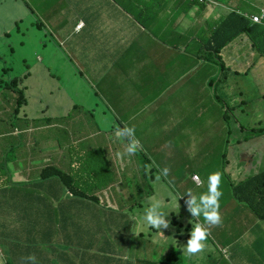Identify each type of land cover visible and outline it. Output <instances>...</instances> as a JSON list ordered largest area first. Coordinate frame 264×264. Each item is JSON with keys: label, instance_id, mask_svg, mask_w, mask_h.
<instances>
[{"label": "rangeland", "instance_id": "374dc122", "mask_svg": "<svg viewBox=\"0 0 264 264\" xmlns=\"http://www.w3.org/2000/svg\"><path fill=\"white\" fill-rule=\"evenodd\" d=\"M261 9L256 14L260 13ZM14 34L15 31L11 37ZM152 34L154 39L149 53L154 56L158 51V45L155 42L156 31L152 30ZM45 36L50 37V34ZM244 38L245 42L249 40L247 37ZM27 39H33L32 31L26 38V44L22 48L17 47V52L13 55L8 53L5 48L0 47V56H4L6 60L5 67L12 69L3 77L0 76V106L2 107L0 120L4 122L3 127L15 124L26 128H39L34 132L21 134L20 137L14 134V128H10L8 136H0V168L4 164H9V168L11 165H15V163L10 164L9 160L16 158L27 139L33 138L34 143L38 142L37 145L31 147L36 153L33 160L31 183H26L28 181L17 182L16 179L11 180L10 178L3 184L0 183V201L3 203V206H0V211H9L6 215L0 212V264H31L30 261L22 259L31 254L35 255L36 264H63L62 258H66L69 254L68 251L64 252L63 247H60L62 254L56 255L55 260H50V250L53 246L51 243L60 241L58 236L62 231L61 224L64 218L62 206L69 205L71 197L68 194L61 195L60 192L53 196L61 186L59 179L45 182L40 179L41 168H44L47 165L46 162L53 157L52 155L48 160L45 159V148H47L45 142L50 139L49 149L54 152L57 137L63 141L61 152L65 151V160L60 167L61 170L68 171L70 162L74 159L81 156L87 158L84 151L87 149L89 153L95 155L99 166L110 171L104 175L105 183L101 179L95 182L92 177L95 190L102 185L107 187L112 183H119L117 185L119 189L115 188L107 193L96 194L104 208L108 210L101 214L100 224L91 225L88 233L84 230V238L88 234L90 239L88 246L81 243L83 226L81 224L72 225L73 259L75 262L73 264H203L207 262L209 251L218 240V227L210 229L209 238L212 242L207 241L208 247L202 253L191 257L183 251V246L187 242L178 239V236L175 238L174 235L176 229L183 231L189 224L192 228V225L197 222L204 223L202 216L197 220L187 211L186 200L188 197L185 194L189 190L197 196L205 193L209 174L220 172L222 174L220 191L223 194V201L229 198L231 195L230 182L236 184L252 174L251 170L240 167L236 162V157L242 150L251 151L256 158L260 159L264 168V136L251 135L248 132L245 141L237 145L244 134L241 135L239 126H235L233 115L235 102L227 100L232 98L240 103L241 79L230 78L226 83H217L214 78L207 77V80H211V84H208V81H203L199 86L185 92L183 97L173 94L171 96L160 95L156 89V100L153 97L152 87H149L147 92L144 91L136 102L135 105L138 109L133 108L132 115L125 117L120 115L115 102L78 100L76 103L80 107L73 113L79 115L80 124L77 127L78 133L72 132L71 134L69 130L72 129L73 123H77V118L74 121H67L66 127L63 123L55 121L51 125H47L45 117L53 116L54 111H62L56 106H59L63 101L59 99V95L49 96L47 89L42 90V71L34 72L35 56L32 52V42ZM89 46L91 47V45ZM41 53L47 55L43 50ZM216 63L219 65L218 60ZM194 66H200V63L194 61L188 65V69ZM1 68H3V64L0 61V70ZM168 71V79L177 74L175 70ZM27 73H30L31 77L24 79ZM17 77L20 78L19 87L25 90L29 102V108L26 111L27 119L30 120L29 125L22 124L25 118L23 111H21L19 119L14 118L13 109L15 108L16 95L5 85ZM139 79L145 78L138 77ZM245 97L248 98L246 110L249 115L241 114L239 111L238 116L251 121V130L264 128V98H260L259 101L254 100L259 97L256 92H249ZM108 103L112 109H108ZM123 103L118 102V104ZM143 104L146 106L145 114H143ZM46 105L55 108L49 110L44 116L42 111L46 109ZM171 108L177 110L176 119L179 124L174 128L168 140V153L160 157L161 165L156 162L155 157H151L152 162H148L146 158H149L150 155L145 154L142 148L131 163L117 156L119 150L127 145L126 141L116 139L117 128H122L125 125L134 127L136 138L140 144L147 145L157 135V131L147 132L150 122L158 123V128L164 131V134L172 125H176L168 122V113ZM224 110L232 125H227L224 122ZM68 113H72V110ZM34 116L42 119L40 123L31 119ZM114 116L117 121H113ZM53 118L55 120L61 117L53 116ZM89 119L93 128L111 132L102 135L91 133ZM108 121H113V124L111 125ZM239 123L246 125L241 120ZM163 133L160 135L162 136ZM217 137L219 146L215 144ZM69 139L74 141L75 145L70 146L67 142ZM211 141L214 143L209 144ZM97 150L99 153H96ZM107 159H110L111 163H108ZM164 168L169 169L167 177L162 174L161 170ZM75 171L73 170L71 173L74 174ZM194 174L199 176L202 182L201 186H197L193 181ZM158 175L160 176L159 180H157ZM88 177L89 174L85 175V179H82V176H75V186L86 192L89 191L93 196L95 190L92 191L91 187H88L90 184ZM0 178L5 179L1 176V171ZM41 183H43L42 187ZM138 186H141V189L137 191ZM64 190L69 191V188L64 187ZM15 193L19 194L15 197ZM38 194L52 203L53 214H55L54 221H49L46 214L42 213H36L32 217V214L22 211L21 203L15 200L23 196H38ZM152 196H158L165 201L168 207L164 211L169 213L166 219L171 221L169 228L161 229L165 237L158 244L153 243V236L157 230H139L134 226L135 221L133 220V218L138 220L142 212L141 206L144 207L146 203H149ZM173 196L177 197V200H173ZM122 200L126 201L123 203ZM109 206H115L116 209ZM221 216L223 219V212ZM173 220L176 224L172 223ZM35 228L38 230L37 236L34 238L32 246L28 247L26 239L31 238V231ZM121 235H124V242ZM53 237L55 240L51 241ZM14 248H20L21 252L14 255Z\"/></svg>", "mask_w": 264, "mask_h": 264}, {"label": "crops", "instance_id": "0c3cea01", "mask_svg": "<svg viewBox=\"0 0 264 264\" xmlns=\"http://www.w3.org/2000/svg\"><path fill=\"white\" fill-rule=\"evenodd\" d=\"M261 8H264V0H0V47L13 55L17 52V47L22 48L26 44V38L32 31L33 39L27 41L32 42L34 72L42 71V90L47 89L49 96L59 95V99L63 101L56 106L62 111H54L53 114L55 117L64 118L57 123H63L66 127L67 121L77 118V123H73L72 129L69 130L71 134L78 133L77 127L80 124L79 115L73 113L80 107L76 103L78 100L115 102L120 115L125 117L132 115L133 108L138 109L135 104L149 87H152L156 100V89L160 95L173 94L183 97L185 92L199 86L203 81L211 84L207 77L214 78L217 83H226L230 78L241 79L240 103L232 98L227 100L235 102V126H239L241 135L244 134L237 142L238 145L245 141L246 130L251 127V121L238 116L239 111L249 115L246 110L248 98L245 96L249 92H256L259 97L254 100L264 98V54L254 48L247 35L242 34L223 49L222 68L216 61L211 60L209 44L213 31L229 14L236 12L249 16ZM80 22L84 23V27L78 30L77 25ZM152 30L156 31L155 42L158 45L154 56L149 53L154 39ZM14 31L15 34L11 37ZM46 34H50V37L45 36ZM244 37L249 40L245 42ZM262 45L264 48V41ZM42 50L47 55H42ZM0 60L5 67V57L0 56ZM194 61L199 62L200 66L188 69V65ZM168 70H175L177 74L168 79ZM209 70L213 71L208 72ZM30 77L29 73L28 78ZM138 77L145 79L138 80ZM107 107L112 109L109 103ZM28 108L27 100L21 108L25 117L22 122L24 125H29L30 121L26 114ZM54 108L46 105L42 115L45 116ZM145 108L143 104V114ZM71 110L72 113L69 114ZM176 113V109H170L168 122L176 125H172L165 134L158 128V123L150 122L147 132L157 131V135L145 147L146 154L150 155L146 158L148 162H152L151 157H155L156 162L161 165L160 157L168 153V140L179 124ZM156 114L160 115L158 112ZM53 116L45 117V120H54ZM37 117L31 119L40 123L42 119ZM224 118L223 112V120L226 123ZM239 120L246 125L239 123ZM113 121H117L115 116ZM113 121L108 123L112 125ZM226 124L232 125L229 121ZM3 125L4 122L0 120V136H8L10 128H14V134L19 137L39 129L15 124L10 127ZM89 126L91 133L102 135L111 132L93 128L90 119ZM212 143L214 141L209 142ZM37 144L33 138L27 139L24 147L11 161L10 164L15 163L14 166L11 165L14 172L11 180L30 182L36 156L31 147ZM45 144V159L48 160L53 155L47 163L52 160L55 164L61 162L58 156L61 147L57 150L55 146L53 152L49 149L50 139H47ZM215 144L219 146L218 137ZM110 145L111 140L109 147ZM125 149L126 145L118 153H125ZM238 155L242 156V161L252 173L264 169L260 159L251 151L242 150ZM134 156L136 154H124L120 158L131 163ZM42 170L43 168L41 172ZM8 179L0 178V183L3 184ZM118 184L112 183L107 187L102 185L97 188L95 195L119 189ZM20 199L23 200L24 197ZM125 201L122 200L123 203ZM0 206H3L1 201ZM109 207L116 209L115 206ZM221 209L223 219L217 230L218 240L210 249L207 262L203 264H264V221L259 219L248 205L234 200H229ZM107 210L103 205L94 208L98 224L101 214ZM43 211L48 212V209ZM65 223L61 224L62 231L58 236L60 241L51 243L53 246L50 250V260H55L56 255H61L60 247H63L64 252L68 251L69 254L62 258V262L71 264L74 261V238L72 227L63 226ZM190 227L189 224L186 229L189 230ZM33 230L38 231L36 228ZM86 231L88 233L90 227H87ZM35 237L27 238L26 244L31 243L32 246ZM54 240L55 237L51 238V241ZM182 240H185V237ZM89 241L88 234L84 238L83 228L81 243L88 246ZM222 249L227 250V257L222 253ZM13 251L14 255L21 252L20 248H14Z\"/></svg>", "mask_w": 264, "mask_h": 264}, {"label": "trees", "instance_id": "16d2710c", "mask_svg": "<svg viewBox=\"0 0 264 264\" xmlns=\"http://www.w3.org/2000/svg\"><path fill=\"white\" fill-rule=\"evenodd\" d=\"M242 34L247 35L251 39L254 47L258 49L260 52L264 53V48L262 45L264 41V27L260 25L252 24L248 16H244L239 13L233 12L229 14L224 20H222L213 31L209 44L211 59L218 60L220 63L219 66L223 68L224 65L222 63V58H221L222 50ZM11 70L12 69L9 67L1 68L0 76L3 77L6 73L10 72ZM28 77H29V73H27L24 76V79H27ZM19 83H20L19 77L13 79L9 83L8 82L5 83L6 87L16 95V101H15L16 106L13 113L15 119H19L18 114L20 113L21 108L27 103L25 91L19 87ZM63 119L64 118L53 120L51 118H48L46 121L47 123H52L54 121L60 122ZM224 119L226 122H228L227 116H225ZM248 132L251 135L264 136V128L252 129V130L248 128L245 134H247ZM56 139H57L56 147L58 149L59 147L63 146L62 145L63 141L58 139V137ZM67 142L69 143L70 146L75 145V142L72 141L71 139L67 140ZM147 145L140 144V148L144 149L145 154H146L145 147ZM142 149L141 152L142 155L144 156V152ZM84 151H85V155H87L86 156L87 158L81 156L76 160L75 159L72 160L70 162L68 171H63L60 169V167L63 165V162L65 160V151L64 152L62 151L60 154H58L61 162H57V164H55L54 160H52V162L49 163L46 162L47 165L43 168L40 175V179L42 182L50 181L51 179H55V180L59 179L61 182V186L59 188V191H56L53 194V196H55L58 192H60L61 195L68 194L71 197L70 204L62 206V209L64 211V218L62 222H66L65 224H63V226L72 227V225L78 226L79 224H81L84 230H86L87 227L91 228V225L93 226L98 225L94 214V208L102 204L95 194L92 196L90 195L89 191L86 192L83 189L77 188L75 186V176L77 175L82 176V179H85V175L89 174L88 180L90 184L88 187H91L93 191L95 190L94 187L95 185L93 183L92 177L94 178L95 182H98L101 179V181L105 183L104 175L109 173L110 171L107 170L105 167L99 166L98 161L96 160L95 155L93 153H89L87 149ZM96 153H99V150H97ZM241 157L242 156L240 155L236 157V159H238L236 160L237 164L240 167L249 170L246 167L245 162L242 161ZM132 158L133 160H135L134 157ZM9 161L11 163V161L13 160L10 159ZM107 161L108 163H111L110 159H107ZM73 170H76L74 174L71 173ZM0 171H1V176L5 178H10L14 175L13 169L9 168V164H4L0 168ZM26 183H31V182H26ZM40 186L42 187L43 183H41ZM64 187H68L69 191L64 190ZM140 189L141 186H138L137 191ZM229 189L231 191L230 197L226 198L223 201V197H222L223 194H222L220 198V209H219L220 214L222 213L221 205L223 207V205L227 204L228 200H234L237 203L239 202L246 203L258 216V218L264 221V169L257 171L256 173H254L253 171L251 175H249L244 180L239 181L236 184L230 182ZM18 194L19 193H15L14 196L16 197ZM23 197H24L23 200H21L20 198L18 199L14 198L16 201L21 203L20 208L22 211L32 214V217L36 213L46 214V217L49 221H54L55 214H53L52 203L49 202V200L42 197L40 194H38V196H23ZM42 205L44 206L43 209H42ZM148 206L149 203H146L144 207L141 206L142 212L140 213L139 218L144 214ZM45 208L48 209V212L43 211ZM8 213L9 211L7 210V212H4L3 215H6ZM172 223L176 224L174 223V220L172 221ZM176 232L177 233L174 234L175 238H177V236L180 234L178 236V239H183L182 236L183 231L176 229ZM30 236L31 237L37 236V231L32 230ZM121 238L124 242L125 241L124 235H121ZM208 242L210 243L212 242V240L209 237H208ZM30 246L31 243L28 244V247ZM73 263L75 262L72 261L71 264Z\"/></svg>", "mask_w": 264, "mask_h": 264}, {"label": "clouds", "instance_id": "9594fccd", "mask_svg": "<svg viewBox=\"0 0 264 264\" xmlns=\"http://www.w3.org/2000/svg\"><path fill=\"white\" fill-rule=\"evenodd\" d=\"M262 9H264V8H262ZM261 12L262 11H260V13ZM260 13H258V14H260ZM258 14H256V13L251 14L248 16V18L251 21L250 17L252 15H258ZM251 23L256 24V23H253L252 21H251ZM256 25H259V24H256ZM260 26H262V25H260ZM262 27H264V26H262ZM211 60L216 61L215 59H211ZM219 65H220V63H219ZM224 114H225V116H227L225 113V110H224ZM233 115L235 117V112ZM227 119H228V117H227ZM235 120H236V118H235ZM115 137H116V139H118L120 141H125V140L127 141L125 153H117L118 157H122L124 154H127L128 156H132L140 150V142L136 138L134 127H129V126L125 125L122 128H117L115 131ZM161 171H162L163 176H165V177L168 176V174H169L168 168H164ZM159 179H160V176L158 175L157 180H159ZM193 181L196 182L197 186L202 185V182H201L199 176H197V175L193 176ZM221 183H222V174L220 172H214V173L209 174V176H208L207 191L205 193H202V194L197 196L191 190H189L185 194L188 197V199L186 200L187 211L191 214V216L193 218H197V220H198V218H200L202 216L203 220H204L203 224L197 222L194 225H192V228L190 227L189 230H187L186 228L183 230L182 234L184 235V233H185V236H183V238L185 237L186 239L184 241L187 242V244L183 246V251L189 257L195 256L199 253H202L208 247L207 241H208V237L210 235V229L212 227H219L222 224V216H221L220 211H219V209H220V198L222 196V192L220 191ZM172 198H173V200H177V197H175V196H173ZM244 204H246V203H244ZM177 206L179 207V204H177ZM166 207H168V205L165 203V201L162 198H159L158 196H152L149 200V206L146 208L144 214L138 220L136 218H133V220L135 221L134 226L137 229H139V230H144V229H155V230H157L153 236V243H157V244L161 243L162 238L165 237V235L161 231V229H167L170 227L171 221L166 219V217H168L169 213L164 211V209ZM135 234L137 235L138 233H135ZM222 253L224 254V256L227 257V250L226 249H222ZM22 259L30 261L31 264H36V257L34 254H31V255H29L25 258H22Z\"/></svg>", "mask_w": 264, "mask_h": 264}, {"label": "built area", "instance_id": "2783aa9c", "mask_svg": "<svg viewBox=\"0 0 264 264\" xmlns=\"http://www.w3.org/2000/svg\"><path fill=\"white\" fill-rule=\"evenodd\" d=\"M261 11L262 12L260 14H258V15H252L250 18H251V21L253 23H256V24H259V25L264 26V9H262ZM83 26H84V24L82 22H80L77 25V29L80 30V29L83 28Z\"/></svg>", "mask_w": 264, "mask_h": 264}]
</instances>
